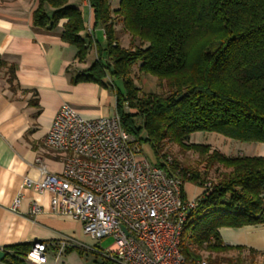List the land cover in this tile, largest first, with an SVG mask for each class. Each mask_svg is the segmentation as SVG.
Returning <instances> with one entry per match:
<instances>
[{
	"label": "trees",
	"instance_id": "obj_1",
	"mask_svg": "<svg viewBox=\"0 0 264 264\" xmlns=\"http://www.w3.org/2000/svg\"><path fill=\"white\" fill-rule=\"evenodd\" d=\"M69 1L39 0L33 24L55 30L66 19L60 36L84 62L93 40L82 36V13ZM90 3L106 45L96 44L97 60L72 82L111 89L123 128L151 145L154 164L170 175L182 168L183 183L203 188L182 235L181 251L189 263L201 259L202 251L242 250L225 245L219 230L264 223V156H228L211 145L191 143L190 136L217 133L241 143L264 144V0H120L116 10L109 0ZM118 23L130 38L129 47L120 43ZM135 66L164 85L165 93L141 94L131 75ZM2 69L10 90L17 93L16 65L0 55ZM115 79L123 81V89ZM167 142L198 154L199 164H166ZM219 167L225 171L210 180ZM33 245L5 247L3 261L26 264L24 257Z\"/></svg>",
	"mask_w": 264,
	"mask_h": 264
},
{
	"label": "crops",
	"instance_id": "obj_2",
	"mask_svg": "<svg viewBox=\"0 0 264 264\" xmlns=\"http://www.w3.org/2000/svg\"><path fill=\"white\" fill-rule=\"evenodd\" d=\"M109 2L112 10H116L120 0ZM38 5L39 0H0V55L9 64L16 65L19 84V90L13 93L7 83L6 70H0V248L45 242L49 246L45 264H104L105 258L100 252L105 240L91 247L94 250L85 249L93 243L86 238L80 222L53 214L50 193L22 188L25 178L33 181L41 178L36 165L38 157L50 172L60 174L63 170L65 154L44 145L61 105L69 104L86 119L117 114V100L111 89L93 82H72V78L87 71L97 59L96 44L106 45L103 29L95 27L90 0L69 1L71 7L82 13L85 26L82 36L93 40L84 62H79L76 48L60 36L66 19L61 20L55 30L34 27L33 13ZM116 30L122 42L129 40L120 23ZM254 147L259 156H264V144L256 143ZM188 188L192 190L190 197ZM183 191L186 200H195L202 195L203 188L185 182ZM18 196L22 197L20 205L13 210ZM33 204L40 206L42 212L31 215ZM219 234L225 245L243 249L207 252L212 260L249 264L264 261V223L224 227ZM63 237L71 238L84 248H70L58 257ZM251 250L255 253L251 254ZM0 264L8 263L0 260Z\"/></svg>",
	"mask_w": 264,
	"mask_h": 264
},
{
	"label": "built area",
	"instance_id": "obj_3",
	"mask_svg": "<svg viewBox=\"0 0 264 264\" xmlns=\"http://www.w3.org/2000/svg\"><path fill=\"white\" fill-rule=\"evenodd\" d=\"M44 145L65 154L62 172H50L38 157L41 178H25L22 188L50 193V211L80 222L84 234L95 242L93 247L111 239L110 246L100 252L111 263L249 264L207 258L194 263L186 260L181 251L182 235L198 200L183 197L182 168L170 175L151 163L143 155V143L123 128L118 114L86 119L69 104H63ZM166 164L171 165L172 160L167 159ZM206 187L212 188L211 184ZM21 199L18 196L14 200L13 210ZM41 212V207L33 204L30 214ZM77 246L84 248L63 237L58 257ZM48 247L45 242L34 244L24 257L25 263L45 264Z\"/></svg>",
	"mask_w": 264,
	"mask_h": 264
},
{
	"label": "rangeland",
	"instance_id": "obj_4",
	"mask_svg": "<svg viewBox=\"0 0 264 264\" xmlns=\"http://www.w3.org/2000/svg\"><path fill=\"white\" fill-rule=\"evenodd\" d=\"M120 43L124 45V47H129L130 38L128 41L123 40L122 42V40H120ZM93 56L94 58H96L95 57L96 55L94 52H93ZM96 60L97 59H94L93 63ZM131 75L135 80L136 86L141 90V94L142 93L143 94H146V93H161L162 94V93H165L166 91V88L164 87V85H160L159 81L155 77L141 73L139 71L138 66L133 67ZM115 83L118 86V88L120 89L124 88L123 81L121 79H115ZM142 137L143 138L145 137V132L142 133ZM190 142L211 145L213 149H217L228 156H236V155L259 156L260 155L258 154V149L254 147L256 143H241L239 141L226 138L217 133H195L190 136ZM166 153L168 155L167 158H170L172 161L178 160L183 166L196 167L200 162V157L198 154L192 151H184L172 142L166 143ZM143 155L151 163H157L156 154L153 148L151 147V145L147 142H143ZM161 160L163 161L162 158ZM224 171L225 170L222 167H219L217 171H212L209 176L210 180L216 181L220 177V174L223 173ZM188 192H189V197H190L192 190L188 188ZM188 201H191V200H188ZM86 238H89V237L87 236ZM89 240L93 243L89 247H93L95 242L90 238ZM111 243H112L111 239L105 240L101 247L103 249H106L110 246ZM201 254H202L201 258L209 259V254L206 251H202Z\"/></svg>",
	"mask_w": 264,
	"mask_h": 264
},
{
	"label": "water",
	"instance_id": "obj_5",
	"mask_svg": "<svg viewBox=\"0 0 264 264\" xmlns=\"http://www.w3.org/2000/svg\"><path fill=\"white\" fill-rule=\"evenodd\" d=\"M182 97L178 98V100H180ZM6 256V253L2 250V248H0V260H4Z\"/></svg>",
	"mask_w": 264,
	"mask_h": 264
}]
</instances>
